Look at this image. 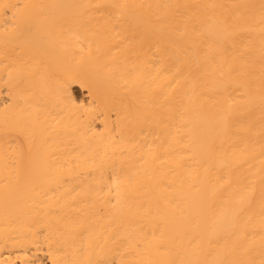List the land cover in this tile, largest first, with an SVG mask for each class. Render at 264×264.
<instances>
[{"label":"bare ground","instance_id":"obj_1","mask_svg":"<svg viewBox=\"0 0 264 264\" xmlns=\"http://www.w3.org/2000/svg\"><path fill=\"white\" fill-rule=\"evenodd\" d=\"M44 256L264 264V0H0V264Z\"/></svg>","mask_w":264,"mask_h":264},{"label":"rangeland","instance_id":"obj_2","mask_svg":"<svg viewBox=\"0 0 264 264\" xmlns=\"http://www.w3.org/2000/svg\"><path fill=\"white\" fill-rule=\"evenodd\" d=\"M74 92L76 93V95H77L80 99H83L85 102H88V101H89V100H87V99H89V96H88V94H87L86 91L81 90L79 87H75V88H74ZM43 262H44V263H47V264L50 263V261H49V259L47 258V256H44V257H43Z\"/></svg>","mask_w":264,"mask_h":264}]
</instances>
